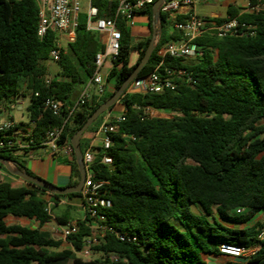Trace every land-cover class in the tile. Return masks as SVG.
<instances>
[{"label":"trees","instance_id":"16d2710c","mask_svg":"<svg viewBox=\"0 0 264 264\" xmlns=\"http://www.w3.org/2000/svg\"><path fill=\"white\" fill-rule=\"evenodd\" d=\"M251 2L256 4L257 0ZM92 5L98 8L99 18L112 19L118 3L92 0ZM141 13L153 18V6ZM226 16L254 26L255 35L222 39L205 35L195 41L200 54L194 59H167L164 68L185 69L193 82L177 78L175 91L125 94L120 100L124 121L107 151L113 164H99L102 149H96L97 179L109 182L112 206L104 211L108 225L135 237L136 242H122L107 234L93 249L101 257L83 259L78 253L90 237L86 219L73 220L70 212L54 216L45 198L50 196L57 203L63 197H80V193L60 196L26 182L21 187L0 182V264H207L203 256L219 254L223 244H256L264 220L252 228L233 225L244 224L257 212L264 213V10L246 14L230 6ZM181 19L161 14L162 32L138 78L157 70L158 50L180 38L166 29ZM38 24L37 0H0V105L4 109L15 105L26 83L28 118L35 122L32 148L21 153L0 149V157L30 175L27 158L40 149L39 141L50 128L65 123V111L55 116L45 109L44 101L51 98L65 105L74 103L92 78L96 55L103 50L100 35L88 31L86 17L80 16L76 40L62 52L56 63L59 72L48 82L56 35L49 31L39 38ZM119 29L121 50L108 73V79L116 81L114 92L90 96L64 125L60 144H70L146 54L152 37L132 45L128 25L120 21ZM133 50L138 59L130 66ZM148 110L169 116L151 117ZM3 139L0 132V141ZM1 168H5L2 163ZM72 168L69 187L77 186L80 180L75 157ZM239 209L244 213L237 214ZM8 217L36 221L39 226L8 225ZM54 220L61 226L78 223V232L64 240L68 248H62L64 241L42 230ZM110 255L118 262L111 261ZM249 264H264V243Z\"/></svg>","mask_w":264,"mask_h":264},{"label":"built area","instance_id":"2783aa9c","mask_svg":"<svg viewBox=\"0 0 264 264\" xmlns=\"http://www.w3.org/2000/svg\"><path fill=\"white\" fill-rule=\"evenodd\" d=\"M83 0H37L39 6V24L37 34L39 38H44L49 31L56 35L54 48L50 52L51 61L57 63L69 44L76 40V31L79 26V20L82 12ZM118 6L115 11V17L112 19L99 18V10L92 5L89 0V6L86 17V28L88 31L103 36V50L96 55L94 62V73L87 86L83 89L78 99L69 105L62 101L48 98L44 101L45 109L52 112L55 116H62L65 111L64 120L66 122L85 104L90 98L89 89L95 88V94L98 97H104L106 86L103 75L106 73L107 65L113 67V62L119 57L121 50L122 32L119 29V22L130 23L134 17L143 12L146 8L153 6L157 0H116ZM206 0H168L160 7V13L171 18L180 17L181 20H175L172 23L174 32L178 33L180 38L170 41L162 46L157 57L160 59L158 68L150 75L135 79L129 86L126 94H160L166 90L175 91L178 87L177 78H187L190 83L193 82L185 69L177 67H165L167 59L173 60H191L200 54V48L195 41L205 35L215 36L217 38L243 37L255 35V27L245 23H240L238 18L226 17L220 21L213 17H201L196 12V7L203 4ZM244 11L246 14H258L264 10V0H257L252 4L251 0H243ZM163 68L160 73L159 69ZM50 78L48 82H50ZM38 96V94H36ZM151 117H168L169 115L159 114L148 110ZM124 121V113L120 115L108 114L104 117L93 137V143L89 145L83 154V161L86 169V179L80 192V198L84 204L86 225L90 229V237L87 238L82 251L78 253L79 257L86 259H97L101 257L100 253L93 249L99 246L107 234L113 235L122 242H136L135 237H130L112 226L108 225L107 216L104 211L111 208L112 203L109 199V182L97 179L98 149L95 142L100 143L102 149L99 164L111 166L113 159L107 154V151L113 146V135L118 131V125ZM64 125L50 128L39 141L40 149H46L51 154H59L65 151L73 158L74 150L71 144H60ZM35 122L27 126H22L13 119L0 118V132L4 134V139L0 141V149H10L16 152L29 150L35 144L32 131ZM244 210H237V214H243ZM79 230L76 221L69 222L62 227L61 235L67 239ZM256 244L250 247H239L223 244L219 247V255L233 259H246L250 262L259 252L262 243H264V222L262 228L256 236ZM109 259L118 262L115 255H110Z\"/></svg>","mask_w":264,"mask_h":264},{"label":"crops","instance_id":"0c3cea01","mask_svg":"<svg viewBox=\"0 0 264 264\" xmlns=\"http://www.w3.org/2000/svg\"><path fill=\"white\" fill-rule=\"evenodd\" d=\"M230 6H233L235 8H239L240 13H243V11H244L243 0H238L234 4H232L231 1L230 2L228 1L226 3V9H228ZM226 12H227V10H226ZM212 17L216 18L217 20H221V19H224L228 16L224 15V16H212ZM160 23H161L160 20H157L154 22V19L150 18L148 14H145V13L137 14L134 17L133 21L127 24L128 28L130 30L132 45H137V43L143 42V41L147 40L148 38L152 37L154 26H155V29L158 31L159 28L161 27ZM161 29H162V27H161ZM171 32H174L173 27H172V31L168 32V34H170ZM100 37H101V44H102L103 36L100 35ZM158 39H159V37H158ZM133 51H134L133 54H130V57H129V65L130 66H133L138 59V52L136 50H133ZM49 64H48V66H49ZM110 70H111V65L109 64L106 67V72L109 73ZM58 72H59L58 66H57V69H52L51 67H49V73H50L49 78L55 79ZM25 90H26V83H24L22 85L21 94L16 98L15 105H13L12 108H14V109L17 108L18 110H23V108L25 107L26 111H27V107L29 106V97L27 96V93ZM94 90H95V88L93 86H91L89 89L90 96H92L95 93ZM106 90H107V88H106ZM81 92H82V90L77 93L76 100L78 99ZM113 92L114 91H112V92L108 91V92H106L105 95H110ZM4 112H5L4 107L2 105H0V118H2V119H13L14 121H16L19 124L23 123L25 126H27L30 123L29 118L27 121H24L23 119L15 120L12 116H8L5 118L2 115ZM123 112L124 111L112 113V110H111L106 115L111 114V115L116 116V115L122 114ZM27 116H28V113H27ZM99 125H98V127H99ZM94 134L95 133L88 136V138H91V140H92V142H90V144L93 143ZM94 144H95V146H97V148L100 147L99 142H95ZM73 160H74V158L70 154L66 153L64 150L61 151L59 154H51L46 149H39L27 158L26 168L33 176H35L39 179H42L46 182H49V183H51V184H53L59 188H66V187H69V184L71 183V180H72V175H73L72 162H73ZM0 182L11 183L14 186H18V187L25 185V182L22 179L12 175L5 168L0 169ZM45 198L47 201H49V206H50V208L52 207V211L54 213V216H63V214H65L66 212H70L71 216L73 217V220H77V219H82L85 215L84 204H83L80 197L72 198V199H69L67 197H63V198L59 199V201L57 203H53L50 196H46ZM55 208L57 210V213L54 212ZM259 215H261V217L257 223L263 222L264 213L263 212H257L252 216V217H254V216H259ZM23 221L26 222L27 224L28 223L29 224L34 223L33 226H30L32 229H37L39 226L38 222H36V221H29V220L19 219V218H15V217H8L6 219V222L8 225L20 224L22 226H29V225H24ZM53 222L46 224L42 230L49 232L50 226ZM245 224H246V222L244 224H241V225H233V226L240 227V228H252V227L243 226ZM228 225L232 226L231 224H228ZM62 227L63 226H61L57 223V229H55V232H56L58 237L55 238L54 236H52L53 238L60 239L62 241L65 240L61 235ZM65 244H66V242L64 241L63 246H65ZM203 259L205 260V262L207 264H249V262L246 259H233V258L222 256L219 254H217V255H215V254L204 255Z\"/></svg>","mask_w":264,"mask_h":264},{"label":"water","instance_id":"95a60500","mask_svg":"<svg viewBox=\"0 0 264 264\" xmlns=\"http://www.w3.org/2000/svg\"><path fill=\"white\" fill-rule=\"evenodd\" d=\"M168 0H157L156 3L153 5V19L154 22L160 20V7L161 5ZM161 27L157 31L155 26L153 28V36L149 45V48L144 55L142 61L139 65L135 68L133 73L130 77L122 84V86L110 97V99L103 103L101 106L97 108V110L87 119L85 124L77 131V133L71 138L70 144L74 150L75 160L78 164L79 171H80V180L77 186L74 187H66V188H59L49 182H46L42 179L34 177L24 171H19L13 164L5 160L4 158L0 157V163H2L5 169L11 173L12 175L22 179L26 183L33 184L37 187L42 189H46L51 191L55 195L66 196L72 193H80L82 191L85 179H86V169L85 164L83 161V153L81 151V139L85 132L93 125V123L106 111L111 110L117 103L120 102L121 98L127 93V90L130 84L138 78L139 73L143 70L146 64L149 62L155 46L157 44L158 37L161 33Z\"/></svg>","mask_w":264,"mask_h":264},{"label":"rangeland","instance_id":"374dc122","mask_svg":"<svg viewBox=\"0 0 264 264\" xmlns=\"http://www.w3.org/2000/svg\"><path fill=\"white\" fill-rule=\"evenodd\" d=\"M232 2V4H234L236 1L238 0H206L203 4H199L196 7V12L199 16L201 17H212V16H224L226 15V3L227 2ZM88 6H89V0H83L82 1V12H81V16H85L87 17V10H88ZM127 24V23H125ZM172 31V26H168L166 29V33ZM131 44H132V40H131ZM134 51L131 52V54H133ZM49 67H51L52 69H57V64L54 62H49ZM104 77V84L107 88L106 92H112L115 89V84L116 81L114 78H110L108 79V75L105 73L103 75ZM120 111H124V106L119 102L117 103L114 108L112 109V113H116V112H120ZM5 118L8 116H12L15 120L18 119H23L24 121L28 120V116H27V111L26 108L24 107L23 110H18L17 108H12V107H8L5 109V112L2 114ZM167 115V114H164ZM101 118L97 121V123H95V125L93 126V129L91 132H88L87 134L84 135L83 140H82V150L83 152H85V150L89 147L90 142H92L91 138H88L89 135L93 134L94 131L96 130V128H98V125L101 123ZM33 176V175H32ZM35 177V176H34ZM193 210L197 213V210L193 208ZM55 213H57V210L55 208L54 210ZM52 214L54 215L53 211ZM261 215L259 216H254L251 219L246 221V224L243 226H247V227H253L258 220L260 219ZM24 225H29V226H33L34 223L31 224H27L26 222L23 221ZM55 229H57V223L54 220V222L51 224L49 232L51 233L52 236H54L55 238H57V234L55 232ZM69 247V245L66 243L65 246H62V248H67ZM82 258V257H81ZM86 259V258H83ZM88 260V259H87Z\"/></svg>","mask_w":264,"mask_h":264}]
</instances>
